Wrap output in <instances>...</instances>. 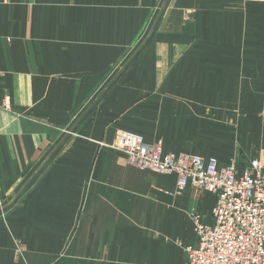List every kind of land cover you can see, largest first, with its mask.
<instances>
[{
    "label": "crops",
    "instance_id": "crops-1",
    "mask_svg": "<svg viewBox=\"0 0 264 264\" xmlns=\"http://www.w3.org/2000/svg\"><path fill=\"white\" fill-rule=\"evenodd\" d=\"M119 132L264 162V0H0V264H186L217 196Z\"/></svg>",
    "mask_w": 264,
    "mask_h": 264
},
{
    "label": "built area",
    "instance_id": "built-area-1",
    "mask_svg": "<svg viewBox=\"0 0 264 264\" xmlns=\"http://www.w3.org/2000/svg\"><path fill=\"white\" fill-rule=\"evenodd\" d=\"M112 147L142 170L176 174L179 192L191 184L217 196L213 227L192 216L196 242L186 248V264H264V162L239 172L234 164L220 167L215 157L164 155L161 142L127 132H119Z\"/></svg>",
    "mask_w": 264,
    "mask_h": 264
},
{
    "label": "rangeland",
    "instance_id": "rangeland-1",
    "mask_svg": "<svg viewBox=\"0 0 264 264\" xmlns=\"http://www.w3.org/2000/svg\"><path fill=\"white\" fill-rule=\"evenodd\" d=\"M230 124H231V123H230ZM224 126H225L226 128L229 127V128H231V129L234 128V127H236V126L233 125V124H232V125H224ZM114 143H115V142H114ZM113 145H114V144H113ZM111 147H112V145H111ZM112 148H113V147H112ZM155 173H156V172H155ZM157 174H159V173H157ZM181 192H182V191H181ZM181 192L177 191V194H180Z\"/></svg>",
    "mask_w": 264,
    "mask_h": 264
}]
</instances>
